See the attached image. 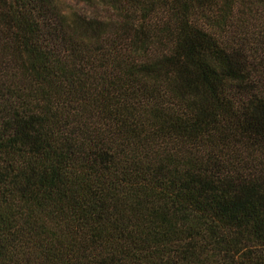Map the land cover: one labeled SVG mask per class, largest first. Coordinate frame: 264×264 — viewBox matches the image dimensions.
<instances>
[{
    "label": "trees",
    "instance_id": "obj_1",
    "mask_svg": "<svg viewBox=\"0 0 264 264\" xmlns=\"http://www.w3.org/2000/svg\"><path fill=\"white\" fill-rule=\"evenodd\" d=\"M0 0V264H264V0Z\"/></svg>",
    "mask_w": 264,
    "mask_h": 264
},
{
    "label": "rangeland",
    "instance_id": "obj_2",
    "mask_svg": "<svg viewBox=\"0 0 264 264\" xmlns=\"http://www.w3.org/2000/svg\"><path fill=\"white\" fill-rule=\"evenodd\" d=\"M67 2L76 6L81 5V2L80 1L78 2V0H67Z\"/></svg>",
    "mask_w": 264,
    "mask_h": 264
}]
</instances>
